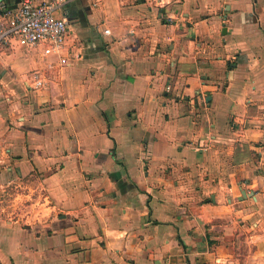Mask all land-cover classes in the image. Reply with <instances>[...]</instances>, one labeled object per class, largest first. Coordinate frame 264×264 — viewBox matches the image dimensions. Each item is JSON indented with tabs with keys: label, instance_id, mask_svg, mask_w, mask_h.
<instances>
[{
	"label": "crops",
	"instance_id": "0c3cea01",
	"mask_svg": "<svg viewBox=\"0 0 264 264\" xmlns=\"http://www.w3.org/2000/svg\"><path fill=\"white\" fill-rule=\"evenodd\" d=\"M56 14L68 64L0 43V264H264V0Z\"/></svg>",
	"mask_w": 264,
	"mask_h": 264
},
{
	"label": "built area",
	"instance_id": "2783aa9c",
	"mask_svg": "<svg viewBox=\"0 0 264 264\" xmlns=\"http://www.w3.org/2000/svg\"><path fill=\"white\" fill-rule=\"evenodd\" d=\"M65 1L47 0L37 3L35 0H22L20 6L14 10H5L4 4L0 3L2 10L0 14V43L9 44L13 39L24 46H36L39 43H44V55L47 57L56 56L54 60L46 61L47 68H56L68 64L70 58L75 56L74 53L71 56L69 54L64 55L69 35L68 23L64 16L60 17L56 14ZM154 1L159 6H165L176 0ZM173 20L174 18L170 16L169 21L173 22ZM106 32H109V30H106ZM30 80L31 82H28V84L32 88H45L48 85L46 67L32 71ZM17 191L18 193L12 196L11 203L18 202L16 199L19 195H26L25 191L20 188H17ZM34 193H37V195ZM32 194L28 198V205L20 204L21 206L18 208L25 210L34 203L43 204L45 208H54L51 198L45 190L42 189Z\"/></svg>",
	"mask_w": 264,
	"mask_h": 264
},
{
	"label": "rangeland",
	"instance_id": "374dc122",
	"mask_svg": "<svg viewBox=\"0 0 264 264\" xmlns=\"http://www.w3.org/2000/svg\"><path fill=\"white\" fill-rule=\"evenodd\" d=\"M27 203H29L28 201H26V200H24L23 201V204L25 205V206H27L28 204Z\"/></svg>",
	"mask_w": 264,
	"mask_h": 264
}]
</instances>
